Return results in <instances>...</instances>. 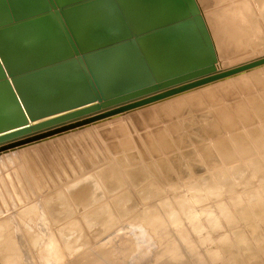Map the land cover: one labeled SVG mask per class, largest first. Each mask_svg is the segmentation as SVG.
Wrapping results in <instances>:
<instances>
[{
	"label": "rangeland",
	"instance_id": "1",
	"mask_svg": "<svg viewBox=\"0 0 264 264\" xmlns=\"http://www.w3.org/2000/svg\"><path fill=\"white\" fill-rule=\"evenodd\" d=\"M198 1L214 34L219 74L264 58V0ZM249 163L264 164V61L1 151L0 264H87L93 252L119 245L143 251L145 264L167 239L187 245L188 233L205 240L207 258L196 264H264V208L254 207L264 204V178L244 192L228 193L219 183L238 168L248 172ZM211 177L218 188L209 186ZM184 194L196 200L188 212L176 204ZM242 195L249 206L236 199ZM235 199L229 208L240 219L226 218L227 227L210 221L213 208ZM179 258L190 259L186 252Z\"/></svg>",
	"mask_w": 264,
	"mask_h": 264
},
{
	"label": "water",
	"instance_id": "2",
	"mask_svg": "<svg viewBox=\"0 0 264 264\" xmlns=\"http://www.w3.org/2000/svg\"><path fill=\"white\" fill-rule=\"evenodd\" d=\"M263 61L219 74L198 0H0V152Z\"/></svg>",
	"mask_w": 264,
	"mask_h": 264
},
{
	"label": "bare ground",
	"instance_id": "3",
	"mask_svg": "<svg viewBox=\"0 0 264 264\" xmlns=\"http://www.w3.org/2000/svg\"><path fill=\"white\" fill-rule=\"evenodd\" d=\"M212 34H213V31H212ZM217 67H218V72H219V69H220L219 59H218ZM241 168H238L241 171L240 174L236 173V174L230 175V179L226 178V179L221 180L219 182L220 184L223 183L226 185V189L228 190V193L238 192L239 188H241V187H242L241 190L244 192V189L247 188L246 186L248 184L253 183L254 179H256V178H258V179L262 178L263 179L264 178V164H260V166L256 167L252 163H249L248 172L241 169ZM234 170H236V169H234ZM234 170H232V171H234ZM223 174L226 175L227 173H223ZM220 176H222V174L216 175V178H219ZM212 178L213 177H211V182L209 183V186L213 187V188H218V183H217L218 180L215 182H212L213 181ZM244 179H249V180L243 181ZM241 181H243V182H241ZM157 184L159 185V182ZM200 188H202V186H200ZM245 195H242L241 197H238V198L236 197V199L240 200V198H242V200H243V198H244V200L246 201V203L249 206L250 203L247 202L248 200L245 198ZM236 199L232 202L229 201L226 204L220 205L222 208L221 211H216L215 208H213V210H211L212 215H211L210 221L217 220L220 223H222L224 226L227 227L228 221H225L226 218H230L231 219L230 221H235V219H240L238 214L236 212H234L235 210L233 211L234 213H231V208H229V207L235 206ZM195 201L196 200L194 198L190 197V195L184 194L183 196H180L176 200V204L181 209L188 212L189 210L195 208V205H194ZM254 207H256L257 210H262L264 208V204H261V203L260 204H254ZM250 211H251V209H250ZM244 214L245 215H243V218H246L247 215H250V213H248V214L244 213ZM186 237H185V239H186L187 245L183 244V242L182 241L180 242L179 240L178 241L175 240V242H171L169 239H167L168 242L166 241V244H164V249L162 250V254L157 253L155 255L156 259H153V261L156 260V263H153L152 260L149 263L150 264H196L197 262H199V263L203 262L204 260H202L199 256H201L203 259H206L207 256L205 254L206 250L200 245V243L205 241L204 238L202 237V235L195 237L194 234L189 235V233H188V234H186ZM183 238H184V236H183ZM120 244H121V242H120ZM122 244H123V242H122ZM138 244L139 243H136L135 245H138ZM122 246L121 245H119V247L116 246L117 251L115 250L114 252H112V251L105 252L103 250L101 251V253L93 252L92 255H96V258H94L90 263H87V264H124L125 262H128L129 260H131V261L135 260L136 256L137 257L140 256L137 258V264H144V262H145L144 258L141 256V254H142L141 252H143V251L137 253L132 248L130 249V247H128V246H125V247H122ZM141 248H140V246H138L137 250L140 251ZM146 249H147L146 252L149 251L151 249V245L149 246L147 244ZM141 250H143V249H141ZM182 252L183 253L186 252L187 255H189L190 259L179 258L180 254ZM114 253L117 254L116 259L109 258V256L115 255ZM224 257H226V256H224ZM78 262H79V260L78 261L74 260V264H79ZM149 263H145V264H149Z\"/></svg>",
	"mask_w": 264,
	"mask_h": 264
}]
</instances>
